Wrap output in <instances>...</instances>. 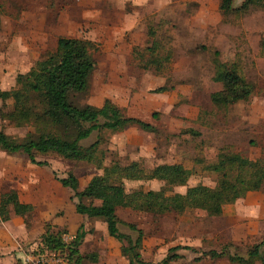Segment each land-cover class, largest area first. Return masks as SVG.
<instances>
[{
    "label": "rangeland",
    "instance_id": "1",
    "mask_svg": "<svg viewBox=\"0 0 264 264\" xmlns=\"http://www.w3.org/2000/svg\"><path fill=\"white\" fill-rule=\"evenodd\" d=\"M0 1L1 90L13 89L17 75L51 54L59 37L86 39L92 44L95 67L88 91L72 101L99 107L109 100L125 116L155 127L153 132L136 125L121 131L102 130L97 153L102 167L98 161L69 160L54 153L35 154L36 161L47 163L38 165L23 153L0 149V192L15 188L35 203L34 211L25 216L0 219V264H26L24 252L38 244L47 225L51 231L83 226L81 264H128L102 218L75 212L78 198L58 180L68 174L78 179L80 190L113 163H137L145 171L177 163L192 172L185 185L164 186L152 179L128 181L125 187L183 194L187 187L216 185L217 173L208 166L216 163L221 151H239L250 159L264 156L263 10L223 14L220 0ZM242 1L234 0L233 6ZM152 43L157 56L170 54L160 69L155 64L142 66L147 58L144 50ZM135 49L145 55L143 61ZM215 52L220 61L238 64L253 85L247 100L228 107L211 103L210 94L221 89L213 80ZM11 109V100H0V130L22 139L33 128L11 122ZM96 139L94 133L84 144ZM117 214L143 230L141 254L152 264L160 263L168 248L176 245L187 247L179 249L180 257L170 264H234L205 253L225 247L231 254L245 255L264 240V190L250 191L224 205L219 216L190 208L161 216L130 209H118Z\"/></svg>",
    "mask_w": 264,
    "mask_h": 264
},
{
    "label": "trees",
    "instance_id": "2",
    "mask_svg": "<svg viewBox=\"0 0 264 264\" xmlns=\"http://www.w3.org/2000/svg\"><path fill=\"white\" fill-rule=\"evenodd\" d=\"M234 0H220L219 9L223 14L246 13L252 9L264 11V0H243L238 7ZM0 6H2L0 1ZM156 45L152 43L144 53H138L143 68L155 64L160 69L162 61H168L170 54L157 56ZM156 54V55H154ZM213 80L221 84V89L210 94L211 103L218 107H228L238 101L247 100L253 85L240 73L238 64L220 61L214 53ZM95 67L92 44L89 40L59 37L55 50L46 58L37 60L25 74H18L16 85L10 90L0 89V100L12 101L8 118L16 126L30 125L33 131L22 139H16L0 130V149L13 154L23 153L30 162L47 165L35 160V154L54 153L65 159L86 162L98 161L99 133L102 130L121 131L130 125L153 132L155 127L141 119L125 116L119 107L105 100L101 106L76 105L72 98L86 93ZM164 90V89H160ZM96 134L97 139L84 144ZM98 159V160H97ZM217 173L214 187L196 185L187 187L181 193L167 194L164 188L143 191L141 188L126 190L125 182L156 179L164 186L185 185L191 176L190 169L181 164H158L145 171L137 163L122 166L118 163L103 167L102 174L92 176L79 190L78 179L73 174L58 179L64 187H69L78 201L75 212L86 217H100L105 221L109 236L120 243V253L128 264H152L142 257L143 230L136 224L122 220L118 209L161 216L169 213H182L186 209H199L210 216H219L224 205L236 202L250 191L264 190V156L250 159L239 151L225 150L217 155L216 163L208 166ZM88 198V203L81 201ZM33 205L19 200L14 189L0 193V219L8 221L11 214L25 216L32 212ZM124 228L126 230H124ZM65 229L46 230L35 245V253L58 252L65 264H81L79 254L86 232L81 225L66 242ZM187 246L176 245L168 248L160 263L170 264L180 257L178 252ZM222 248L220 252L210 250L206 255L211 259L226 257L234 264H264V240L253 244L245 255L231 254ZM93 260L96 258L92 257Z\"/></svg>",
    "mask_w": 264,
    "mask_h": 264
},
{
    "label": "built area",
    "instance_id": "3",
    "mask_svg": "<svg viewBox=\"0 0 264 264\" xmlns=\"http://www.w3.org/2000/svg\"><path fill=\"white\" fill-rule=\"evenodd\" d=\"M34 251L35 248L30 252H24V262H26V264H65L66 262L61 253H35Z\"/></svg>",
    "mask_w": 264,
    "mask_h": 264
},
{
    "label": "crops",
    "instance_id": "4",
    "mask_svg": "<svg viewBox=\"0 0 264 264\" xmlns=\"http://www.w3.org/2000/svg\"><path fill=\"white\" fill-rule=\"evenodd\" d=\"M10 189H14V190H16L15 188H9V189H7V190H4V191H1L0 193H2V192H5V191H8V190H10ZM17 191V190H16ZM18 197H19V200L20 201H22V202H24V203H29V204H31V205H33V210L32 211H34V209H35V203L32 201V200H30V199H24L23 197H21L20 195H19V192H18ZM31 213V212H30ZM15 215V214H14ZM49 226V225H48ZM81 225H79V227H80ZM50 227V226H49ZM79 227H77V228H75V229H68V228H65V227H62V228H56V231L57 230H60V229H65L66 231H67V234H64V236H63V238L64 239H70L75 233H76V231L78 230V228ZM52 228V227H51ZM105 228H106V225H105ZM46 229H44V231H45ZM44 231H42L41 233H40V235H39V238H40V236L42 235V233H44ZM107 231V230H106ZM86 236V235H85Z\"/></svg>",
    "mask_w": 264,
    "mask_h": 264
}]
</instances>
